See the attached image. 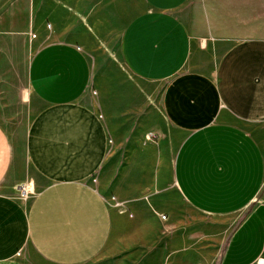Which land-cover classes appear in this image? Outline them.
I'll use <instances>...</instances> for the list:
<instances>
[{
	"label": "crops",
	"instance_id": "0c3cea01",
	"mask_svg": "<svg viewBox=\"0 0 264 264\" xmlns=\"http://www.w3.org/2000/svg\"><path fill=\"white\" fill-rule=\"evenodd\" d=\"M70 1L0 7V264H264V0Z\"/></svg>",
	"mask_w": 264,
	"mask_h": 264
},
{
	"label": "rangeland",
	"instance_id": "374dc122",
	"mask_svg": "<svg viewBox=\"0 0 264 264\" xmlns=\"http://www.w3.org/2000/svg\"><path fill=\"white\" fill-rule=\"evenodd\" d=\"M10 1L12 2L13 8L15 7V9H21V6H23L26 0H0V7L4 6L5 2L9 4ZM49 1L51 0H41V7L43 10L48 8ZM68 4L73 8H76L78 13L75 16L76 19L74 22L70 24V28L65 32V34H63V38H69L70 36L83 31L86 26L85 22L90 18L93 12H99L101 7L100 0H71ZM105 11V18L108 22L107 25L104 26L102 32H100V36L104 41L112 43L116 40L121 28L115 13L110 10V8L108 11L105 9ZM56 17L58 18V16ZM93 55V59L96 63L100 65L107 64V57L100 55L99 47L94 49ZM189 224H191V222H189ZM217 228L218 227L208 226V224L205 226H195L191 228L192 232L184 234V237L186 238V243H184V264H220L228 234L215 231ZM141 251L142 259L140 264H144V260L149 255V249L146 248ZM132 253L133 252L131 251L123 252L118 256V259L123 260L130 258L133 255ZM151 253L156 254L155 264H171L169 258H165L164 254H160V249L152 251ZM114 263L115 261L111 260L107 262V264Z\"/></svg>",
	"mask_w": 264,
	"mask_h": 264
},
{
	"label": "built area",
	"instance_id": "2783aa9c",
	"mask_svg": "<svg viewBox=\"0 0 264 264\" xmlns=\"http://www.w3.org/2000/svg\"><path fill=\"white\" fill-rule=\"evenodd\" d=\"M21 194H22V197L23 198H25L27 196V190L24 187L21 188ZM162 219L163 220H166L167 217L166 216H163Z\"/></svg>",
	"mask_w": 264,
	"mask_h": 264
}]
</instances>
